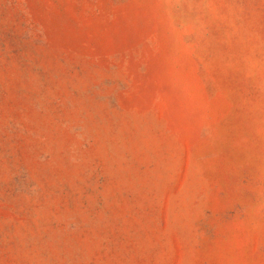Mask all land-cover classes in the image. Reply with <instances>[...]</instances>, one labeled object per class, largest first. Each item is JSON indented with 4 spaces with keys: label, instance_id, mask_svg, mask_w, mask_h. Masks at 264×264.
I'll use <instances>...</instances> for the list:
<instances>
[{
    "label": "rangeland",
    "instance_id": "374dc122",
    "mask_svg": "<svg viewBox=\"0 0 264 264\" xmlns=\"http://www.w3.org/2000/svg\"><path fill=\"white\" fill-rule=\"evenodd\" d=\"M0 264H264V0H0Z\"/></svg>",
    "mask_w": 264,
    "mask_h": 264
}]
</instances>
